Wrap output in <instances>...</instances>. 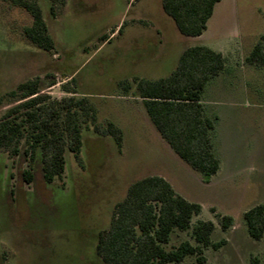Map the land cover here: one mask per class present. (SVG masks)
Instances as JSON below:
<instances>
[{
    "label": "rangeland",
    "instance_id": "obj_1",
    "mask_svg": "<svg viewBox=\"0 0 264 264\" xmlns=\"http://www.w3.org/2000/svg\"><path fill=\"white\" fill-rule=\"evenodd\" d=\"M37 2L54 41L51 50L23 35L32 22L26 10L0 0V114L19 96L8 91L38 78L41 93L49 96L46 103L70 95L66 86L75 89L76 96H88L98 122L118 118L121 104L113 95L124 93L122 82L133 81L130 75L143 68L162 72L172 50L174 54L178 46L204 38L210 43L228 41L224 52L237 67L217 77L206 94L220 111L213 140L220 167L208 180L179 158L157 131L136 136L125 131L116 144L111 136L94 132L84 118L82 163L67 151L62 181L44 182L37 160L27 184L21 176L23 155L1 149L0 264H105L95 252L97 234L108 227L128 185L149 175L163 177L177 194L199 203L201 210L191 225L210 220L215 226L212 241L223 240L217 249L204 250L203 262L189 255L176 264H248L252 255L263 261L264 237L254 240L248 235L243 213L264 204V66L245 62L264 31V0H220L201 38L182 35L161 0H63L54 2L53 14L50 0ZM153 39H159L155 51L143 48ZM222 215L232 218L227 229L220 227ZM183 239L191 240L190 231H174L168 245Z\"/></svg>",
    "mask_w": 264,
    "mask_h": 264
},
{
    "label": "trees",
    "instance_id": "obj_2",
    "mask_svg": "<svg viewBox=\"0 0 264 264\" xmlns=\"http://www.w3.org/2000/svg\"><path fill=\"white\" fill-rule=\"evenodd\" d=\"M26 10L32 17L23 35L43 50L54 48L37 0H9ZM220 0H161V6L184 36L200 35ZM54 2L49 9L54 13ZM120 25L118 32L121 30ZM245 62L264 66V31L252 46ZM225 57L204 45L187 47L179 56L176 67L166 77L157 80L134 79L135 92L142 98L145 111L160 136L174 153L191 168L210 179L219 167L211 131L215 118L206 115L201 103L204 87L209 79L223 68ZM70 80L74 82V77ZM55 82L50 84L53 85ZM122 90L129 89L122 82ZM38 78L18 83L8 95H16L15 103L0 114V150L9 155L22 154L25 167L21 176L27 184L32 182L33 168L40 163L42 179L52 183L62 181L65 172L66 152H70L81 165V119L89 120L98 135L111 136L120 144L122 131L112 121L100 123L96 110L85 95L76 96L75 89L64 86L70 95L47 102ZM197 202L177 194L171 184L161 176L149 175L131 182L125 196L116 203L113 216L105 230L98 232L95 252L105 264H176L189 255L198 262L204 261V250L217 249L223 240L212 241L215 228L210 220H197L200 212ZM243 218L248 235L254 240L264 237V204H255L244 211ZM222 229L232 224V218H219ZM174 231H190V239L168 245ZM248 264H264L252 255Z\"/></svg>",
    "mask_w": 264,
    "mask_h": 264
},
{
    "label": "crops",
    "instance_id": "obj_3",
    "mask_svg": "<svg viewBox=\"0 0 264 264\" xmlns=\"http://www.w3.org/2000/svg\"><path fill=\"white\" fill-rule=\"evenodd\" d=\"M135 24L136 23H134L133 25H135ZM207 25L208 24H206V28H207ZM115 30H116V28L114 29V31ZM157 31H158V29H157ZM203 32L200 35L188 36V37L201 38V37H203L202 36ZM204 39L201 42L196 43V44H190V45H186L184 47L178 46L177 49H175L174 54H173V50H172V56H171V59L168 61V64L161 66V69L163 70L162 72H160V71L155 72V71H153V69L149 70V69L143 68L140 70V72H137V73L130 75V77H133L134 79L135 78H138V79L143 78V79H147V80H157L159 78L166 77L176 67V64L178 62L180 54L189 46L204 45V46H207V47H209L215 51L220 52L225 57L224 68L217 75H215L214 77H212L211 79L208 80V82L206 83V85L204 87V91L202 93V96H201V103H202V106L204 108L206 115L211 117V118L213 117L216 119L214 129L211 131V134H210L213 149H214V142H213V140L215 138L214 133H216V130H217L216 124H218V121L220 119V111L207 101L206 94L210 93V90L213 87L215 79L217 77L222 76L223 74H231L234 72L232 69L235 66L237 67V62H234L231 64L228 61L227 54L224 52V50L225 51L228 50L227 48H225V46H227L228 41L227 42L216 41L215 43H210V42H206V41L207 40L210 41L211 39H209V38L205 39V40ZM158 41H159V39L158 40L153 39L150 41L146 40L143 48L147 49V47L149 46V47L153 48L152 49L153 51H155L156 50L155 44ZM173 49H174V47H173ZM157 56L158 55H156V57ZM160 65L161 64H157V67H155L154 69L159 68ZM134 79H133V81L129 82V89L126 93L125 92L121 93L120 91H118L119 93L117 95H113L119 101V104H121L120 109L117 108L118 110L116 111L117 112L116 114L119 115L120 117H118V118L111 117V119H109V120L112 121L116 126H118L122 132L133 131L134 132L133 136H136L135 132H140V131H142V132L143 131L154 132L157 130L155 129L154 125L152 124L151 120L149 119V117L145 111V108H144L143 103H142V98L140 96H138L135 92ZM121 101L123 103H121ZM92 104H94V103H92ZM94 108L96 110L95 106H94ZM123 136H125V133L123 134ZM130 137H131V135H130ZM214 151H215V149H214Z\"/></svg>",
    "mask_w": 264,
    "mask_h": 264
}]
</instances>
